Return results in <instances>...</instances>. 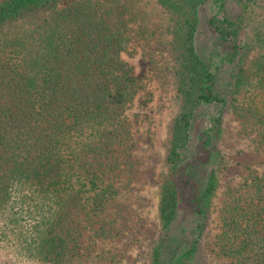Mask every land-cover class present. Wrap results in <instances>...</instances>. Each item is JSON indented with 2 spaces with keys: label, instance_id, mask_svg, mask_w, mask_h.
<instances>
[{
  "label": "trees",
  "instance_id": "16d2710c",
  "mask_svg": "<svg viewBox=\"0 0 264 264\" xmlns=\"http://www.w3.org/2000/svg\"><path fill=\"white\" fill-rule=\"evenodd\" d=\"M60 1L0 0V248L32 264H73L77 223L100 221L116 200L103 166L129 147L125 111L144 88L121 55L125 5L57 8ZM156 1L167 24L149 33L154 43L143 55L152 68L165 55L172 103L148 264H210L209 250L234 264H264V171L227 188L214 246L208 237L231 164L226 116L264 152V6ZM11 26L19 30L6 35ZM250 51L257 56L246 68Z\"/></svg>",
  "mask_w": 264,
  "mask_h": 264
},
{
  "label": "rangeland",
  "instance_id": "374dc122",
  "mask_svg": "<svg viewBox=\"0 0 264 264\" xmlns=\"http://www.w3.org/2000/svg\"><path fill=\"white\" fill-rule=\"evenodd\" d=\"M77 1L61 0L57 8ZM120 1L125 5L123 17L127 20L129 36L121 55L144 88H140L125 111L130 123L129 147L116 151L103 166L108 171V181L118 189V196L105 214L96 218L100 221L84 218L77 223L81 233L76 248L77 260L73 264H148L151 241L159 229L155 191L163 175V141L172 101L164 81L165 55H159L152 68L143 51L154 43L149 33L160 31L167 24V17L156 0ZM261 3L264 6V0ZM207 16L208 11L204 10L203 20ZM8 29L6 35L19 30L12 26ZM256 56L257 51L249 52L246 68ZM224 126L222 147L231 164L220 175L216 211L208 235L212 246L219 231L220 209L227 199V188L239 185L252 169L255 173L264 171V152L256 149L252 134L245 135L241 131L240 120L230 113ZM207 261L210 264H234L231 259L216 256L210 250ZM0 264L32 263L19 259L9 249L0 248Z\"/></svg>",
  "mask_w": 264,
  "mask_h": 264
}]
</instances>
